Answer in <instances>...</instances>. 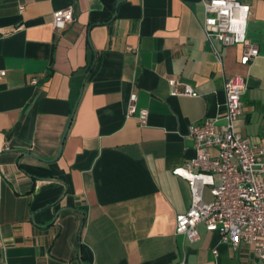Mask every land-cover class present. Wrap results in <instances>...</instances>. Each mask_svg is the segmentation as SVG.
I'll return each mask as SVG.
<instances>
[{"label": "crops", "instance_id": "0c3cea01", "mask_svg": "<svg viewBox=\"0 0 264 264\" xmlns=\"http://www.w3.org/2000/svg\"><path fill=\"white\" fill-rule=\"evenodd\" d=\"M237 1L248 65L206 39L202 0H0V264H264L201 223L195 241L174 232L190 191L172 170L194 155L189 124L223 109L227 75L246 80L235 130L264 144V0ZM170 77L195 95L171 96Z\"/></svg>", "mask_w": 264, "mask_h": 264}, {"label": "built area", "instance_id": "2783aa9c", "mask_svg": "<svg viewBox=\"0 0 264 264\" xmlns=\"http://www.w3.org/2000/svg\"><path fill=\"white\" fill-rule=\"evenodd\" d=\"M202 28L206 39L222 45H241L240 63L250 64L259 54L258 47L247 38L250 7L237 0H202ZM20 11L24 6L19 7ZM52 27L64 29L74 20L70 5L53 12ZM131 50V47H128ZM5 71L0 70V80ZM35 83V80H32ZM171 96H193L194 89L177 78L168 79ZM246 80L240 74L224 78L225 102L214 117L190 123L187 137L194 155L172 172L186 180L190 191L187 210L175 217L174 232L189 241L199 238L197 225L217 232L220 241L233 249L245 244L264 262V144L235 130V121L243 112L241 94ZM135 115L140 126L147 123L148 110L137 107V95L131 94L126 116ZM0 146L4 148L0 134ZM208 186L209 201L204 200ZM214 254L217 251L214 249ZM179 264H186L182 259Z\"/></svg>", "mask_w": 264, "mask_h": 264}, {"label": "rangeland", "instance_id": "374dc122", "mask_svg": "<svg viewBox=\"0 0 264 264\" xmlns=\"http://www.w3.org/2000/svg\"><path fill=\"white\" fill-rule=\"evenodd\" d=\"M205 189L206 190L204 191V200L209 201L211 199V196L209 195V187L206 186Z\"/></svg>", "mask_w": 264, "mask_h": 264}]
</instances>
